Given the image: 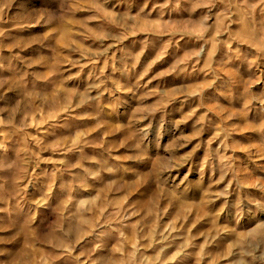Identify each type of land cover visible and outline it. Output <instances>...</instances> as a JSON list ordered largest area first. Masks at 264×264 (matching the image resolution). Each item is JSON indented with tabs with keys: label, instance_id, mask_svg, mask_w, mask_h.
<instances>
[{
	"label": "rangeland",
	"instance_id": "374dc122",
	"mask_svg": "<svg viewBox=\"0 0 264 264\" xmlns=\"http://www.w3.org/2000/svg\"><path fill=\"white\" fill-rule=\"evenodd\" d=\"M0 264H264V0H0Z\"/></svg>",
	"mask_w": 264,
	"mask_h": 264
}]
</instances>
